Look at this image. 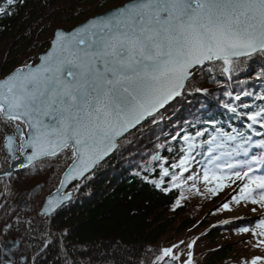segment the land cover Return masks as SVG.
Returning a JSON list of instances; mask_svg holds the SVG:
<instances>
[{
  "label": "trees",
  "instance_id": "1",
  "mask_svg": "<svg viewBox=\"0 0 264 264\" xmlns=\"http://www.w3.org/2000/svg\"><path fill=\"white\" fill-rule=\"evenodd\" d=\"M105 2L15 0L9 6L0 0V7L8 11L0 13V79L18 66L36 63L39 53L48 48L54 29L72 28L105 9ZM239 60V69L230 74L223 72L219 61L197 70L182 94L154 115L155 123L148 118L120 138L117 150L87 178L75 182L69 188L71 199L49 216L39 210L71 162L70 153L18 168L0 179V262L8 260L4 244L13 241V264H152L164 249L173 246L172 255L181 264L189 253L192 264H250L260 257L243 255L232 240L234 234L252 233L239 229L254 228L259 218L211 223L245 201L237 204L232 199L239 196L242 184L231 187L234 191L225 198L231 189L226 188L228 181L215 194L208 190L216 184L204 182L205 155L199 154L207 153V145L199 141L208 136L197 138L192 153L197 162L190 161L187 171L173 167L183 154L181 137L203 129L212 132L209 120L223 129H245L246 117L231 113L225 104L242 101L250 106L247 111L264 103L257 99L264 95V54ZM245 91L252 95L234 100ZM229 92L231 96L226 95ZM13 130L0 117V171L10 165L3 141ZM165 168L167 176L162 175ZM36 184L39 188L30 194L28 190ZM23 190L27 191L23 197L27 205L17 200ZM208 200L212 206L207 208L202 202ZM225 203L228 209L223 207Z\"/></svg>",
  "mask_w": 264,
  "mask_h": 264
},
{
  "label": "snow or ice",
  "instance_id": "2",
  "mask_svg": "<svg viewBox=\"0 0 264 264\" xmlns=\"http://www.w3.org/2000/svg\"><path fill=\"white\" fill-rule=\"evenodd\" d=\"M6 2L11 6L15 0ZM0 13L8 11L0 7ZM254 53L264 54V0H131L72 32L57 30L39 64H25L0 79V117L15 128L13 135L5 137L6 147L14 160L20 159L16 156L19 151L29 164L70 153L65 180L87 178L86 173L119 147L118 137L146 118L155 123L154 114L180 95L206 62H222L223 72L230 74L239 69L240 57ZM251 95L241 92L234 100ZM257 99L264 101V95ZM224 107L246 117L251 133L264 135L255 129L256 125L264 128V103L247 111L250 106L242 101ZM207 123L215 125L211 120ZM205 135L208 139H200L199 144L207 145V153L199 154H210L207 164L211 167L203 169V180L216 184L208 190L215 194L226 180L245 181L239 196L232 199L264 209V139L255 140L249 132L213 127L212 132L186 133L181 137L183 154L173 167L187 171L190 161L197 162L192 153L197 138ZM257 147L260 152L250 154ZM254 166H260L259 174ZM224 169L230 175L218 174ZM162 175H169L167 168ZM59 203L49 199L45 210L51 211ZM239 231L264 237V217L254 228L245 226ZM261 245L264 239L258 241L257 246ZM169 256L177 259L168 248L157 260ZM262 260L264 257H254L250 264ZM184 264H192L191 253Z\"/></svg>",
  "mask_w": 264,
  "mask_h": 264
},
{
  "label": "water",
  "instance_id": "3",
  "mask_svg": "<svg viewBox=\"0 0 264 264\" xmlns=\"http://www.w3.org/2000/svg\"><path fill=\"white\" fill-rule=\"evenodd\" d=\"M130 2H131V0H126V1H124L122 4H120V5H118V6H115V7L110 8V9H106V10H104V11L101 12V13L93 14L92 16L87 17L85 20H83V21L77 23L76 25H74V26H73L72 28H70V29L56 28L55 31H54V33H55L57 30H63V31H66V32H72L75 28L87 24V22H88L89 20H91V19H93V18H95V17H100V16L107 15L109 12H111V11H115L116 9L121 8V7L125 6L126 4H128V3H130ZM54 33H53V36H52V39H51V41H50V44H49L48 48H47L44 52H42V53L39 54V56H38V61H37L36 63H34V64L28 63L29 65L35 66V65H37V64L40 63V57H41L42 55H44L45 52H47V51L51 48V46H52V40H53V38H54ZM254 54H256V53H254ZM254 54H252V55H254ZM252 55H251V56H252ZM240 58H246V57H240ZM240 58H239V59H240ZM206 63H208V62H206ZM202 67H203V66H202ZM202 67H201V68H202ZM16 68H18V67H16ZM16 68H15V69H16ZM15 69H14V70H15ZM12 71H13V70H12ZM12 71H11V72H12ZM11 72H10V73H11ZM7 75H8V74H7ZM7 75H6V76H7ZM3 78H4V77H3ZM182 92H183V91H182ZM182 92H181V94H182ZM181 94H180V95H181ZM180 95L174 97V98H173L171 101H169V102H168L163 108L159 109V112H160L161 110H163L168 104H170L171 102H173V101H174L177 97H179ZM156 114H157V113H156ZM154 115H155V114H154ZM147 119H148V118H146L145 120L141 121L140 124H138L135 128L130 129V130H129L127 133H125L123 136H125V135L128 134L129 132L135 130L138 126H140V125H141L144 121H146ZM14 132H15V128H14L13 133L6 134V135H13ZM6 135L4 136V143H3V146H4V148H5L6 152H7V155H8V157H9V160H10V163H11L10 165H12V166H11V167L8 166V168H6V169L0 171V176H1V175H5V174H4L5 172H12V171L15 170L16 168H18L17 165H19V164H21V163H23L25 166H28V165H29V163H28V161H27V159H26V155H21V153H20L19 151L16 152V156L20 157V159H19V160H14V159L12 158V154L8 151V149H7V147H6V140H5ZM123 136L117 138V143H118V140H119L120 138H122ZM18 139H19V138L17 137V144H18ZM116 150H117V149H115V150H113L112 152H110V153H109V154H108V155H107V156H106V157L100 162V164L103 163L104 161H106V160H107V159H108V158H109V157H110V156H111ZM25 166H24V167H25ZM97 166H98V165H97ZM95 168H96V167H95ZM95 168H94V169H95ZM94 169H92V170H90L88 173H86L85 176H87L88 174H90ZM66 171H68V166H67V168L63 171V173H62V175H61V178H60V181H59V184H58L57 188L54 189L52 192H50V193L44 198V201H43V203H42V206H41V208H40V210H39V213H40V214H43V215H50V214H52L53 212H55V211H56L61 205H63L64 203H66L67 201L70 200V198H71V196H72V193L68 190V188L71 186V184H72L73 182H75V181H77V180H81L82 178L78 177V178H76V179H68V180H65V176H64V174H65ZM62 180L65 181L63 185L61 184V181H62ZM36 188H37V187H34L33 189H31L30 192H33ZM69 194H70V198H66V197L69 196ZM49 199H52L53 201L59 200L60 203L57 204L54 208H52L51 211H46L45 208H46V206H47V204H48ZM24 203H25V202L23 201L22 204H24ZM14 246H15V242H14L13 244H6V243L4 244V248L6 249V253H7V258H8V260L11 259V253H10V250H11V248L14 247ZM161 255H162V254H161ZM159 256H160V255H159ZM154 264H181V263L176 262V261L173 260L171 257H165L163 261H158V260H156Z\"/></svg>",
  "mask_w": 264,
  "mask_h": 264
},
{
  "label": "rangeland",
  "instance_id": "4",
  "mask_svg": "<svg viewBox=\"0 0 264 264\" xmlns=\"http://www.w3.org/2000/svg\"><path fill=\"white\" fill-rule=\"evenodd\" d=\"M124 1H126V0H123V1H121V0H109L108 1L107 0V2L104 3L105 6L107 5L105 7V9H103L102 11H99L97 13H101V12H103L106 9L113 8V7L116 6V4L118 6V4L123 3ZM59 28H65V27H62L61 26ZM50 35L51 34H49V36ZM23 59H24V57H22L21 59H19V61L22 62ZM18 67H21V66H18ZM11 124L14 127V124L13 123H11ZM225 161H227L228 163H234L235 162L234 160H227V158H225ZM220 167L223 169L224 168V164L223 163H220ZM237 170H240V169H237ZM218 174L219 175H230V173L226 169H224V171H222L221 173H218ZM61 175H62V173L60 174V177H59V180H58V184H59ZM229 181H230V183H229L228 187H226L227 190H229L231 187L238 186L241 183V181H239V180L235 181V183H233L232 180H229ZM243 182H245V181H243ZM232 191H234V189L231 188L226 193V195L224 196V198L228 195V193H230ZM223 200H225V199L222 198L221 202ZM202 204H203L204 207H207V208L210 207V206H212V203L210 202V200H208L207 202H202ZM253 208H256V212H253L252 211ZM258 213H260V214L263 213L264 214V209H260L259 205H254V204L249 203L247 201V202H244V203L239 204L237 207H235L233 209L227 210L221 216L215 217L211 223L212 224H216V223L218 224L221 220L222 221L231 220V219L233 220V218L238 219V217L239 218H242V219H239V220H249L250 218L257 217L258 216L257 215ZM196 231H197V233L199 232L198 234H200L202 232V229H199L198 228V230H196ZM260 239H264V237L254 236L253 233H245L244 235L234 234V236H232V240L235 242L236 248L243 255H246V256L253 255V256L264 257V245H261L259 247L257 246V243H258V241ZM181 242H182V240H181ZM173 248H174V246L171 247V249H173ZM156 260H157V258L154 261H152V264H154Z\"/></svg>",
  "mask_w": 264,
  "mask_h": 264
},
{
  "label": "bare ground",
  "instance_id": "5",
  "mask_svg": "<svg viewBox=\"0 0 264 264\" xmlns=\"http://www.w3.org/2000/svg\"><path fill=\"white\" fill-rule=\"evenodd\" d=\"M44 52V51H43ZM42 53V52H41ZM31 64H34V63H31ZM5 149V148H4ZM6 151V150H5ZM6 154H7V152H6ZM7 157H8V155H7ZM48 158H52V157H47V158H41L40 160H37V161H35V162H33L32 164H29L28 166H31V165H34V164H36L37 162H40L41 160H46V159H48ZM8 161H9V163H10V160H9V157H8ZM11 164V163H10ZM28 166H25V167H18V168H26V167H28ZM18 168H16L15 170H13L12 172H10L11 174L12 173H14V172H16L17 171V169ZM92 173V172H91ZM5 176H7V175H1L0 176V179H2L3 177H5ZM86 177V176H85ZM83 179V178H82ZM81 179V180H82ZM81 180H77V181H75V182H78V181H81ZM75 182H73L72 184H71V186L75 183ZM34 187H37L35 190H37L38 188H39V185L38 184H36ZM34 187H31L29 190H28V192L31 194V193H33V192H30L31 191V189H33ZM26 190H23V191H21L19 194H18V196H17V200H20V203L22 204V202L24 201L25 203L24 204H22V205H27V200H26V198H23L25 195H26ZM15 204V203H14ZM14 204H12V206H14ZM40 214V213H39ZM41 215H43V214H41ZM51 215V214H50ZM43 216H49V215H43Z\"/></svg>",
  "mask_w": 264,
  "mask_h": 264
}]
</instances>
